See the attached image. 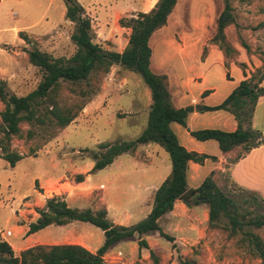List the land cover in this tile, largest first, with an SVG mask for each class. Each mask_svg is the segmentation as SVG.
Listing matches in <instances>:
<instances>
[{
    "label": "rangeland",
    "instance_id": "rangeland-1",
    "mask_svg": "<svg viewBox=\"0 0 264 264\" xmlns=\"http://www.w3.org/2000/svg\"><path fill=\"white\" fill-rule=\"evenodd\" d=\"M76 1L97 25L102 27L106 22L108 27L111 26L113 29L119 25L120 19L130 18L127 13L124 14L125 11L135 9L137 13L149 12L153 5H150L151 8H142L145 0ZM232 6L235 10L236 25L226 28L225 45L222 48H219L218 44H213L222 51V57L225 55L227 63L219 60V56L217 58L207 54L203 57L204 59L201 56L199 63L197 60L196 65L192 64L193 69L196 66L199 71L203 70L208 79H202L198 84L192 83V90H208L211 86H215L214 94L210 96L211 93H209L202 99L204 104L210 106L222 102L223 89L234 88L243 81V71H248L251 75L257 69H262L264 63V0H252L250 3L243 4L238 0H232ZM222 10V0H178L168 19L171 25L167 29L163 27L157 30L152 36L150 47L151 49L153 47L155 57L161 56L164 45L165 52H169V55L177 61V52L184 44L177 36L180 33L192 35L193 40L189 42V48H195L196 52L203 50L202 39L205 33L212 34L211 39L214 37L217 18ZM65 11L63 0H0V79L7 78L8 81H5L7 91L18 97H24L34 91L40 83L42 74L29 64L27 59V53L31 49L37 48L54 58L64 59H69L75 53V46L71 41L75 26L66 24ZM115 12L120 14L113 19ZM198 25L200 28L199 30L196 28L198 33L195 34V27ZM178 26L180 31L177 30ZM92 33L94 42L97 43V33L93 27ZM119 37L122 39L115 45L110 42H101L100 45L117 51L122 50L125 36ZM163 39L166 44H163ZM201 62L205 64L200 65ZM182 75L187 74L182 73ZM182 83H185V79H182ZM147 91L150 92L138 75L125 71L119 66H113L107 75L93 77L88 82L62 85L57 91L56 102L63 108L76 111L75 120L63 130H57L51 126L22 124L23 137L22 139L13 138L10 150L22 154L25 160L18 162L15 168H11L7 162L0 159V231L6 232L14 226V222L11 221L14 217L12 209L15 208L13 200L17 196L26 195L23 203L32 205L27 207L32 211L27 214L30 220L33 218V211L36 212L39 208L34 206L39 199L58 192L61 196L57 197L65 198L68 195L67 190L72 191L70 187L56 186V188L45 189L39 182L31 185L27 179L21 181V176L27 169L30 175L37 171L44 172L49 163L64 165L61 167L66 170L65 176L74 186L76 184L74 173L79 168L88 171L89 164L93 166L91 156L92 153L100 151L99 144L130 141L137 138L147 124L149 111L147 105L150 97H147ZM3 109L4 106L0 102V112ZM28 129L34 131L31 138L26 136ZM2 139L3 134L0 133V140ZM158 151L160 156L155 158V162L160 166H163L161 165L163 162L171 165L168 154L160 147ZM121 161L124 162V172H133L130 155H124ZM135 178L134 173H129L120 180V184L128 195L132 196L131 198L136 195L134 191L129 190L128 186L131 182L136 183ZM65 180L63 178L62 182ZM223 181L221 189L239 203L240 213L254 211L256 215L264 216L263 200L243 192L226 178H223ZM34 190L37 199L30 195L34 193ZM78 190L74 189L72 192ZM245 199L246 202L243 203ZM89 204L95 210L103 207L96 191L91 195ZM201 207L208 209L206 205ZM202 215V208H199L197 221L195 220L192 225L186 221L182 224H170L168 220L160 222L161 230L171 236L174 241L168 242L158 234L146 238L148 247L155 253L157 263L149 257L145 249L139 251L135 240L127 243L124 250H109L104 255V263L180 264L181 260L188 259L195 264H260L259 260L250 256L246 244L240 240V235L228 238L226 232L209 230L208 224L206 226L202 220ZM142 219L143 217L136 216L132 224ZM24 223L25 221L19 222V225ZM221 223L224 224L226 221L223 220ZM80 225L87 227L84 234L91 236L92 241L98 242L101 238L103 240V236L99 235L101 230L89 224ZM71 227L74 231H70L76 235L82 232L81 229L76 228L77 226ZM87 229L89 231H86ZM245 230L248 228L246 227ZM254 232L264 240V228ZM63 234L64 232L59 233L61 237ZM86 246L94 247L89 243H86Z\"/></svg>",
    "mask_w": 264,
    "mask_h": 264
},
{
    "label": "trees",
    "instance_id": "trees-1",
    "mask_svg": "<svg viewBox=\"0 0 264 264\" xmlns=\"http://www.w3.org/2000/svg\"><path fill=\"white\" fill-rule=\"evenodd\" d=\"M63 1L66 7L65 19L75 26L71 35L75 53L69 59H64L54 58L37 48L28 51V62L40 71L42 79L37 88L24 97L7 91L6 83L0 80V102L4 106L0 112V133L3 134V139L0 140V158L11 167L24 158L23 155L10 150L12 139L23 137L22 124L51 126L63 130L75 120L76 111L63 108L56 102L57 91L62 85L88 82L93 77L107 75L113 66H119L138 75L150 91L151 105L146 128L134 140L99 144L100 151L92 153L93 167L87 175L103 170L123 154L134 153L139 145L150 143L156 144L168 154L172 169L156 190L148 216L129 227L116 225L109 220L105 207L97 210L72 208L64 198L57 196L46 199L44 206L36 210L38 218L29 224L27 235L51 225L64 226L73 222L90 224L100 229L104 236L102 246L95 253L75 244L38 245L16 256L7 242L0 241V264H105L103 257L109 249L121 241L135 240V237L139 250L147 249L149 257L157 263L155 253L149 249L143 236L157 232L168 242L174 241L161 230L158 223L163 216L173 211L175 202L187 192L188 163L202 164L206 159L216 161L215 157L189 152L180 145L171 124L186 127V119L192 108L175 109L167 88V78L155 74L150 68L152 55L150 39L157 30L167 25L178 0H158L149 12L120 19L119 25L130 30L128 43L121 53L106 50L95 43L91 20L85 15L84 9L76 0ZM222 1L223 10L217 18L216 34L210 40V44H218L219 48L225 45L226 28L236 25L232 0ZM238 1L243 4L252 0ZM262 70L264 63L262 69H257L248 78L244 73L245 80L241 81L220 105L204 108L205 111L224 110L231 113L237 123L234 132L208 129L192 131L191 137L200 142L211 140L217 142L223 154L241 149L236 160L260 146L262 134L251 128V120L258 99L264 95ZM33 135L34 131L28 129L27 138ZM87 175H74V183H82ZM194 193L191 199L183 201L185 205L187 207L207 205L208 229L226 232L228 238L240 235V240L246 244L250 256L262 264L264 240L254 230L264 228V216L256 215L254 211L240 213L239 203L217 186L212 173L203 180ZM245 202L246 200L243 201ZM223 220L226 223L222 224ZM246 227L248 230H245ZM180 264L195 262L183 259Z\"/></svg>",
    "mask_w": 264,
    "mask_h": 264
},
{
    "label": "crops",
    "instance_id": "crops-1",
    "mask_svg": "<svg viewBox=\"0 0 264 264\" xmlns=\"http://www.w3.org/2000/svg\"><path fill=\"white\" fill-rule=\"evenodd\" d=\"M156 1L157 0H145L142 4V8L147 9L151 4H153L151 6L153 8ZM126 13L129 17H132L136 15L135 13H137V11L135 9H129L128 11L124 12V14ZM119 14V12H115L113 19L117 18ZM85 15L89 17L86 11ZM90 20L94 31L97 33V43L99 45L101 42H110L112 45H115L120 39H122L119 36L124 35L123 49L126 47L128 43V37L130 35L129 29L120 27L119 25L113 29L111 26L108 27L106 22L103 23L104 26L101 27L97 25L95 21H92L91 18ZM66 24L72 25V23L67 20ZM169 25L171 24H169L167 21V25L165 26L166 29L169 27ZM196 28L199 30L200 26L198 25L195 27V34L198 33ZM113 30H115V33H113ZM177 30L180 31V26H178ZM211 35L212 34L205 33L201 44L203 50L196 52L195 48H189V42L193 40L192 35L186 33L178 34L177 36H179V39L183 41L184 44L183 46L179 45L180 48L176 55V57H178L177 61L169 55V52H165L164 45L162 46L160 53L161 56L159 57H155L153 47L151 49L152 55L150 59V68L155 74L163 75L167 78V88L171 96L172 106L175 109H183L187 107L192 108V112L189 113L186 119V127H182L176 123L171 124V129L176 135L180 145L189 152L216 158V161L206 159L202 164L189 162L187 171V187L188 189H192L194 191L201 185L203 180L212 173L213 179L219 188H221V185L224 184L223 178H226L229 182L240 188L243 192L248 194L250 193L251 195L257 196L259 199L264 201V95L258 99L251 120V128L253 130L259 131L262 134V144L251 150L239 160H236V158L238 157L239 153H241V149L223 154L219 150L217 142L213 140L200 142L195 140L190 135V132L192 131L209 129L220 130L224 132H234L237 129V123L234 117L228 111H205L204 108H212L220 105L238 85L234 88L227 87L226 89H223L222 102L212 106L209 104H204L202 99L209 93H211L209 95L212 96L216 91L215 86H211L208 88V90H192L191 87L192 83L198 84V82L202 79H207L204 72H202L203 70L199 71L196 66H194V69L192 68V64L196 65L199 63L201 56L202 59H204L203 57H206L207 54L217 58L219 56V60H224V63H227L225 55L222 57V51L217 49V47L213 44H210ZM151 40L152 38L150 39V42ZM162 41L163 44H166L164 39ZM102 47L106 50L118 53L123 51V49L117 51L114 48L105 47L103 45ZM205 47H207L206 50H204ZM203 64L205 63H200V65ZM190 68H192V70H190ZM182 73L187 75L183 76ZM244 73L247 75L246 78L250 76L248 71H243V80H245ZM182 79H185L184 84L182 83ZM0 80L4 82L8 81L7 78H1ZM262 87L264 88V79L262 82ZM149 96L150 92L147 91V97ZM148 100L147 107L149 108L151 105V97H149ZM158 147L159 146L156 144L151 143L139 145L134 153H127L130 155V164L134 169L133 172L123 171L124 162L121 161V158L126 155L123 154L117 157L108 167L92 174L87 175V173L90 172L93 167H91L90 164L87 168L88 171L80 168L77 169L78 171L74 174H86L87 176L82 183L75 184L74 186L71 185L72 182H70L65 176L66 170L61 167L64 165H55L53 163H49L48 168L44 172L37 171L29 175L27 173V169L26 172H23L21 181L27 179L31 185L39 182L45 189L56 188V186L59 188L70 187L72 191L74 189H79L75 192L67 190L68 195L64 198L70 207L78 209H93L89 203L91 195L96 191L100 199V204L107 210V217L109 220H111L116 225L129 227L134 225L132 224V221L136 216L143 217V219L148 216L152 209L153 198L156 190L171 173L172 167L169 165V163L163 162L161 163L163 166H160L155 162V158L160 156ZM22 160L25 159L23 158ZM69 165H71V163H69ZM11 168H15V166ZM129 173H134V177H136L135 179L137 180L136 183L131 182L128 186L130 191H134V195H136L134 198H131L132 196H129L126 190L120 184L121 177L128 175ZM63 178L66 179L65 182H62ZM35 192L36 191L34 190V193H31L30 195H33L35 199H37ZM53 196H61V193L58 192L54 195H46L42 199H39V201L34 204V206L42 208L45 204V200ZM25 198L26 195H19L15 200H13V205H15V208L12 209L14 217L11 221L14 222V226L11 228V230H7L6 232L0 231V241L7 242L12 247L16 256H19L22 251L38 245L51 246L75 244L86 248L92 253H95L98 248L102 246L100 244L101 241L102 244L104 242L103 232L101 231V234L99 233L100 236H103V240L101 238L98 240V242L92 241L91 236H86L84 234V231L87 227L85 225H80L85 224L81 222H73L64 226L51 225L39 232L27 235L29 224L35 222V220L38 218V214L33 211V218L28 220L27 214L32 211L28 210L27 207H32V205L23 203V199ZM201 205L187 207L183 201L177 200L174 204L173 211L163 216L159 220L158 224L161 228L160 222L162 220H168L170 224H182L184 221H186V223L192 225L195 220L197 221L196 216L198 209L202 208V220L207 226L208 209H204L201 207ZM23 221H25V223L23 225H19V222ZM71 226H77L76 228L81 229L82 232L76 235L74 232H72L74 229ZM86 231H89V229ZM61 232H64L62 237L59 235ZM153 234L158 233L155 232L145 235L143 236V239L146 240V238H149ZM131 241H121L115 244L109 250H124L127 246L126 244L131 243ZM86 243L92 244L94 247L88 248ZM135 245H137V237H135ZM151 250L153 251V249ZM139 251L141 252L143 249ZM145 251L148 252L147 249H145Z\"/></svg>",
    "mask_w": 264,
    "mask_h": 264
},
{
    "label": "water",
    "instance_id": "water-1",
    "mask_svg": "<svg viewBox=\"0 0 264 264\" xmlns=\"http://www.w3.org/2000/svg\"><path fill=\"white\" fill-rule=\"evenodd\" d=\"M194 191L192 189H188L186 193H184L179 200L181 201H188L193 195Z\"/></svg>",
    "mask_w": 264,
    "mask_h": 264
}]
</instances>
